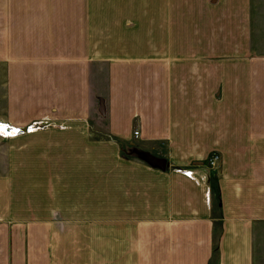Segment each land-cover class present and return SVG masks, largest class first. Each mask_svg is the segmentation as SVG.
Wrapping results in <instances>:
<instances>
[{
	"label": "crops",
	"instance_id": "0c3cea01",
	"mask_svg": "<svg viewBox=\"0 0 264 264\" xmlns=\"http://www.w3.org/2000/svg\"><path fill=\"white\" fill-rule=\"evenodd\" d=\"M9 1L0 264H264V0Z\"/></svg>",
	"mask_w": 264,
	"mask_h": 264
},
{
	"label": "rangeland",
	"instance_id": "374dc122",
	"mask_svg": "<svg viewBox=\"0 0 264 264\" xmlns=\"http://www.w3.org/2000/svg\"><path fill=\"white\" fill-rule=\"evenodd\" d=\"M82 2H80V0H18V1H15V0H12V1H9L8 2V8L9 9H12V10H21V9H26L28 11H31V10H38L40 9V6L41 4H43V9L45 10H58V11H64L65 13L64 14H60V16L62 18H67L68 19V16H70V12L76 8H78L80 5H83L84 4V0H81ZM89 2L91 1L92 3V7L94 6L95 8H97V10H106L107 11H112V10H115L116 8H114V6L116 5H120V2L119 3H113L112 6H107V2L106 0H88ZM207 1V0H206ZM197 2H191L190 0H173V5H174V9H181L183 5H189V9H193L191 8V5L192 4H196ZM199 3H202V1L199 0ZM140 5L139 2H136L134 0H125V6H132V5ZM2 5V8H3V3H1ZM142 5V6H141ZM140 5L141 9H145L144 6L147 7V2H142ZM93 7V8H94ZM84 7H82L81 9H83ZM61 29H63V26L61 27ZM35 123L36 121L34 122H31L29 125L26 126V128L28 130H35L36 129V126H35ZM8 133H12L11 130H6ZM18 133L21 132V129L18 128L16 130ZM3 136H9L11 134H5L3 133L2 134ZM94 135H96L97 137H100V133L97 132V130H94ZM131 149V147L128 149V151ZM127 150V148L125 149ZM127 151V152H128ZM216 251V246H215V249ZM214 251V252H215Z\"/></svg>",
	"mask_w": 264,
	"mask_h": 264
},
{
	"label": "water",
	"instance_id": "95a60500",
	"mask_svg": "<svg viewBox=\"0 0 264 264\" xmlns=\"http://www.w3.org/2000/svg\"><path fill=\"white\" fill-rule=\"evenodd\" d=\"M99 113H102V109L99 108ZM129 154H133V155H136L137 157H139L141 160L145 161L146 163H149L153 166H156V167H162V164L164 163L163 160L161 159H155V158H152L150 155H148L147 153H144L142 151H139V150H136L134 148H131L129 151H128Z\"/></svg>",
	"mask_w": 264,
	"mask_h": 264
},
{
	"label": "built area",
	"instance_id": "2783aa9c",
	"mask_svg": "<svg viewBox=\"0 0 264 264\" xmlns=\"http://www.w3.org/2000/svg\"><path fill=\"white\" fill-rule=\"evenodd\" d=\"M133 135H136V132H133ZM219 163V156L216 153H212L209 158L207 159V166L211 169H216Z\"/></svg>",
	"mask_w": 264,
	"mask_h": 264
}]
</instances>
